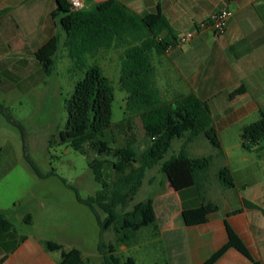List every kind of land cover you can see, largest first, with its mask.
Here are the masks:
<instances>
[{"label": "rangeland", "instance_id": "374dc122", "mask_svg": "<svg viewBox=\"0 0 264 264\" xmlns=\"http://www.w3.org/2000/svg\"><path fill=\"white\" fill-rule=\"evenodd\" d=\"M123 51L124 46L119 44L95 54L80 53L72 59L65 39L61 38L48 76L26 53L22 55L27 62L24 74L11 69L10 60L0 56V174H4L0 176V211L13 225L18 239L40 237L62 245L65 250L77 249L84 264H105L98 252L99 245H115V255L121 262L131 258L135 264H180L181 208L193 206L189 205L192 199L198 200L200 195L195 188L178 193L189 184L177 182L171 186L161 172L162 162L181 152L189 157H211L201 194L219 207L217 217L225 218L227 211L240 208V198L251 199L264 209V142L246 151L235 133L222 137L223 150L214 148L202 136L193 143L173 140L163 160L146 172L140 190L127 208L151 200L155 224L140 230L130 246L118 245L115 232L112 229L102 232L91 210L78 202L77 196L87 199L101 187L94 181L86 158L68 144H61L59 133L65 130L67 106L76 84L88 68L97 65L113 88L111 128L101 138L117 149L132 145L143 150L151 143L138 117L122 122L126 117L127 96L120 87ZM157 88L164 100L173 97L168 95L171 85L164 77H158ZM26 156L39 175L34 173ZM225 166L234 173L236 187L220 198L214 190V181L217 171ZM98 212L104 219L105 214ZM26 215L31 217L30 224L24 222ZM247 217L264 227L261 214L252 212Z\"/></svg>", "mask_w": 264, "mask_h": 264}, {"label": "trees", "instance_id": "16d2710c", "mask_svg": "<svg viewBox=\"0 0 264 264\" xmlns=\"http://www.w3.org/2000/svg\"><path fill=\"white\" fill-rule=\"evenodd\" d=\"M50 17L53 21L58 20L72 59L80 53L95 54L119 44L124 46L120 87L127 96L126 117L122 122L138 117L145 137L151 143L143 150L132 145L117 149L101 138L111 128L113 88L97 65L88 68L84 78L76 84L67 106L65 130L59 133V140L86 158L94 181L101 187L87 199L77 196L78 202L91 210L102 232L112 229L116 243L128 247L140 230L156 222L151 200L137 203L130 210L127 208L140 190L146 172L163 160L173 140L191 141L202 136L214 148H221L208 104L192 93L164 100L156 87L153 57L163 56L169 46L174 48L176 44L175 33L159 6L154 13L140 17L115 0L105 1L88 11H73L67 0H55ZM59 42L60 37L54 35L33 54L45 76L52 72ZM243 92L244 87H241L231 96ZM11 123L21 128L20 124ZM21 132L25 143V134ZM239 138L246 151L264 142V114L257 121L243 126ZM26 158L34 173L39 175L33 162L28 156ZM211 164V157H189L185 152L161 164V172L171 186L188 182L200 195L198 205L181 209L180 217L185 227L203 225L210 215L219 211L215 203L201 194L205 185L204 173ZM217 180L222 189L235 187L232 172L226 166L217 171ZM243 204L248 209L258 208L247 201ZM98 210L105 214L104 219L100 218ZM241 212L238 209L226 215L227 241L202 264H215L231 249L251 264H264L253 256L228 222V217ZM24 222L31 223L30 215L25 216ZM12 233L15 234L13 225L0 212V236ZM42 246L47 252L60 254L59 264H84L77 249L65 250L62 245L49 240L42 241ZM98 252L105 264H135L131 258L121 262L115 255V245H99Z\"/></svg>", "mask_w": 264, "mask_h": 264}, {"label": "crops", "instance_id": "0c3cea01", "mask_svg": "<svg viewBox=\"0 0 264 264\" xmlns=\"http://www.w3.org/2000/svg\"><path fill=\"white\" fill-rule=\"evenodd\" d=\"M105 1L108 0H84L85 10H92ZM115 1L140 17L154 13L159 6L176 40L193 32L195 25L213 13L228 9L232 15L224 34L216 36L205 30L196 34L190 43L153 57L156 87L158 77H164L171 85L168 95L192 93L200 101L207 102L221 150L224 149V135L235 133L239 138L243 126L264 114V0ZM54 9L55 0H0V56L10 60L11 69L27 73L23 54L34 58V52L58 33L60 39H65L58 20L50 17ZM241 87H244L243 93L231 96ZM185 140L193 143L198 138ZM232 175L236 187L233 172ZM214 182L216 195L228 196V190L222 189L218 180ZM188 186L178 193L193 188ZM208 186L210 188L211 184ZM206 200L213 202L210 197ZM244 201L258 208H245ZM198 203L199 199H192L189 205ZM238 209L242 212L228 217V222L253 256L264 263V227L247 217L252 212L264 216V209L248 198H240ZM232 211H227L226 215ZM218 213L210 215L203 225L178 228L183 234L180 264H202L226 243V215L225 218L217 217ZM42 241L44 239L31 236L18 239L16 233L0 236V264H59L60 254L47 252ZM215 264L251 263L231 249Z\"/></svg>", "mask_w": 264, "mask_h": 264}, {"label": "built area", "instance_id": "2783aa9c", "mask_svg": "<svg viewBox=\"0 0 264 264\" xmlns=\"http://www.w3.org/2000/svg\"><path fill=\"white\" fill-rule=\"evenodd\" d=\"M67 1L70 4L73 11H81L85 9L84 0H67ZM231 15L232 14L228 9H222L216 13H213L207 19L195 25V29L193 32H188L180 36L176 40V44L174 48L190 43L196 34L205 30L212 31V33L216 36H220L224 34L227 28L228 21L231 18ZM174 48H172V46H169L165 50V53H169Z\"/></svg>", "mask_w": 264, "mask_h": 264}]
</instances>
